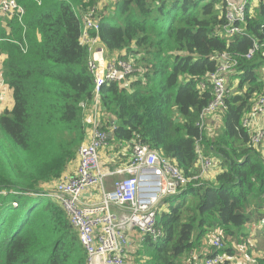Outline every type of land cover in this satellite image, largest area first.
Segmentation results:
<instances>
[{
  "label": "trees",
  "instance_id": "obj_1",
  "mask_svg": "<svg viewBox=\"0 0 264 264\" xmlns=\"http://www.w3.org/2000/svg\"><path fill=\"white\" fill-rule=\"evenodd\" d=\"M39 1L17 0L21 24L0 18L3 74L13 99L0 115V192H6L0 264H86L77 233L47 192L74 166L89 130L84 119L94 84L79 42L80 16L92 6L99 15L100 1ZM263 1L246 0L244 35L233 36L224 32V0H112V12L99 15V42L110 55L124 52L117 58L135 68L128 84L100 89L99 127L107 143L129 152L139 136L187 178L198 174V144L204 157L217 159L213 180L191 182L160 203L162 237L143 238L133 264H184L213 229L225 238L246 225L251 200L264 195V159L250 145L252 131L242 127L253 102L264 97ZM253 42L260 48L246 59ZM223 53L237 65L227 76L222 128L211 135L197 123L213 100L207 78Z\"/></svg>",
  "mask_w": 264,
  "mask_h": 264
},
{
  "label": "built area",
  "instance_id": "obj_2",
  "mask_svg": "<svg viewBox=\"0 0 264 264\" xmlns=\"http://www.w3.org/2000/svg\"><path fill=\"white\" fill-rule=\"evenodd\" d=\"M36 2L40 5L39 0ZM224 3L225 34L244 35L239 25L245 20V0H224ZM0 16L15 18L21 24L24 9L17 0H0ZM99 18L95 6L80 16L82 30L79 42L88 50L87 68L94 84L90 108L86 110L85 104L82 105L86 110L84 121L89 130L85 141L78 148L73 169L70 171L72 174H63L49 189L47 196L61 207L77 233L86 254V264H125L122 246L126 244L127 233L136 230L143 238L149 237L153 242L158 241L162 237V231L156 226L157 207L164 199L178 195L191 182L200 181L213 169L215 162L213 158L203 156L198 144V174L187 178L169 158L155 152L136 136L131 144L128 165L116 171L118 178L110 190H105L103 184L106 176L97 168L98 152L108 141V133L99 127L100 89L105 84L125 85L135 68L131 61H123L117 57L104 59V49L96 46L100 43L97 36ZM260 32L264 41V23ZM92 34L95 35L91 36ZM259 48L260 44L253 42L244 57L251 59ZM236 65L237 60L226 53L218 57L215 72L207 78L212 87L213 100L200 114L197 123L199 130H204L209 116L226 110V99L230 95L226 79ZM259 116H264V97L253 102L250 113L242 121V127L252 131L250 145L253 147L258 146L264 138L263 130L255 126ZM93 187L99 188V203H82L81 196ZM0 194L6 195V192L2 191ZM11 205L17 207L16 202ZM219 233V229H214L208 235L206 246L212 253L206 255L200 264H226L225 255L222 253L224 237Z\"/></svg>",
  "mask_w": 264,
  "mask_h": 264
},
{
  "label": "crops",
  "instance_id": "obj_3",
  "mask_svg": "<svg viewBox=\"0 0 264 264\" xmlns=\"http://www.w3.org/2000/svg\"><path fill=\"white\" fill-rule=\"evenodd\" d=\"M96 46L104 49L103 53L105 60L112 59L124 53L121 52L110 55L107 53L102 43H98ZM4 58H1L0 60V67H3ZM2 61L3 63L1 64ZM1 81L2 85L0 84V91H4V93H0V115L3 114L6 110H10L13 106L11 90L9 89L7 84L3 82L2 76ZM211 125L219 128V131L222 128L221 118L218 114L209 116L206 119L204 127L206 131L209 132L211 130ZM255 126L260 128L264 132V116H259L257 118ZM259 147L258 150L264 159V138L259 144ZM101 150H103V152L100 154ZM101 150L99 151L97 168L99 171H101L102 174L106 176L104 177L103 184L105 190H110L113 186L114 181L118 178V176L116 175V171L126 166L128 161L130 160L131 151L128 152L126 148L116 149L114 146L108 143ZM101 158L103 160V163H101L100 161ZM213 160L214 162H217V159L213 158ZM68 169L69 172L72 171L73 165H69ZM215 175L216 172H209L204 176L203 179L213 180ZM46 187L48 188L49 186ZM81 201L82 203L87 205L98 204L100 201V193H96L94 190L89 189L81 196ZM250 204L251 211L247 210L249 221L246 224H250L251 221H258V225L264 227V195H262L259 200H256V198H254L253 202L251 200ZM258 228L259 227H253L252 229H249V231L251 232H249L247 229H243L242 236H237L236 234L238 231L235 232V230L233 231V235L225 236L224 250L222 251V253L226 256V264H264V229L258 230ZM127 235L133 236L134 240L130 241L128 239L126 241V244L122 246V249L125 253V264H132V259H129V257L141 250L143 237L135 230L128 232ZM210 253H212V250H210L206 246L205 242H202L201 247L191 253L185 259L184 264H200L205 256Z\"/></svg>",
  "mask_w": 264,
  "mask_h": 264
},
{
  "label": "rangeland",
  "instance_id": "obj_4",
  "mask_svg": "<svg viewBox=\"0 0 264 264\" xmlns=\"http://www.w3.org/2000/svg\"><path fill=\"white\" fill-rule=\"evenodd\" d=\"M100 1V9L98 10V13H99V15H104V14H108L109 12H112L111 10H112V0H97L96 2L98 3ZM250 1V5H252V6H254L255 4H258V2H259V0H249ZM104 10V11H103ZM104 13V14H103ZM1 18H3V19H6V17H2V16H0ZM0 57L1 58H4V56L3 55H0ZM1 58H0V60H1ZM4 60V59H3ZM3 63V61L1 62V64ZM1 76H2V79H3V82L6 84V81H5V79H4V74H3V67L1 66L0 67V84L2 85V81H1ZM126 84H128V79H127V81H126ZM8 86V85H7ZM8 88V87H7ZM0 93H4V91H0ZM219 132V128H217V127H215V126H212L211 125V130L209 131V133L211 134V135H216L217 133ZM257 147V146H256ZM258 147H259V145H258ZM257 147V148H258ZM259 149H260V147H259ZM103 152V150H101L100 151V154ZM98 159H99V152H98ZM101 163H103V160H102V158H101ZM90 190H94L96 193H100V191H99V188H97V187H93V188H90ZM248 210L249 211H251V209H250V207H248ZM21 219V216H19L18 217V220H20ZM258 221H256V222H253V221H251L250 222V224H246L244 227H242L238 232H237V236H242V231H243V229H247L248 231H249V229H252L253 227L254 228H257V227H259L258 228V230H260V229H264V227L263 226H260V225H258V223H257ZM136 231V230H135ZM212 231H214V229L212 230ZM212 231H210L206 236H205V239L203 240L205 243H206V239H207V237H208V235L212 232ZM138 234H139V232L138 231H136ZM249 232H251V231H249ZM138 237V236H137ZM240 238V237H239ZM134 240L133 239V236H131V235H127V238H126V240ZM250 240V239H249ZM223 241H224V238H223ZM137 247V246H136ZM263 247V246H262ZM264 248V247H263ZM141 251V250H140ZM140 251H138V252H140ZM134 258H135V254H132L130 257H129V259H132V264L134 263Z\"/></svg>",
  "mask_w": 264,
  "mask_h": 264
},
{
  "label": "bare ground",
  "instance_id": "obj_5",
  "mask_svg": "<svg viewBox=\"0 0 264 264\" xmlns=\"http://www.w3.org/2000/svg\"><path fill=\"white\" fill-rule=\"evenodd\" d=\"M245 5H246V0H245ZM226 80H227V79H226ZM126 165H128V164H126ZM68 173H69V174H72V173H71V172H69V171H68ZM100 198H101V195H100ZM81 202H82V201H81ZM219 234H220V236H221V235H222V232H221V233H219ZM150 239H151V238H150ZM225 258H226V257H225Z\"/></svg>",
  "mask_w": 264,
  "mask_h": 264
},
{
  "label": "water",
  "instance_id": "obj_6",
  "mask_svg": "<svg viewBox=\"0 0 264 264\" xmlns=\"http://www.w3.org/2000/svg\"><path fill=\"white\" fill-rule=\"evenodd\" d=\"M116 123V122H115Z\"/></svg>",
  "mask_w": 264,
  "mask_h": 264
}]
</instances>
